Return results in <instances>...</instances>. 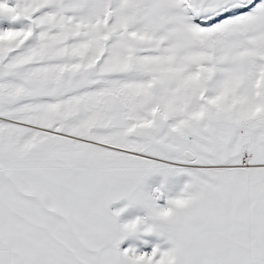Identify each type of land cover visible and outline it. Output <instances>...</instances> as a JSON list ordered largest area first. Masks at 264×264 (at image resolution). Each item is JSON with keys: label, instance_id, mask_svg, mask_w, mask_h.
<instances>
[{"label": "snow or ice", "instance_id": "1", "mask_svg": "<svg viewBox=\"0 0 264 264\" xmlns=\"http://www.w3.org/2000/svg\"><path fill=\"white\" fill-rule=\"evenodd\" d=\"M0 264H264V0H0Z\"/></svg>", "mask_w": 264, "mask_h": 264}, {"label": "crops", "instance_id": "2", "mask_svg": "<svg viewBox=\"0 0 264 264\" xmlns=\"http://www.w3.org/2000/svg\"><path fill=\"white\" fill-rule=\"evenodd\" d=\"M147 183L149 185H153L155 183V181L154 180H149V181H147ZM162 202L163 201H161V203ZM125 203H126V201H119V202H116L113 205H111L110 208L115 210L116 208L122 207ZM122 215H125V217H123V219L121 220L123 222V221H125L127 219L134 218L136 215H144V212L138 206H134L132 208L127 209ZM127 215H129V216H127ZM139 238L148 241V247L149 246L152 247L155 243H158V242H160L163 239L161 237H157L155 234H148V235L141 234L139 236ZM139 243L141 244L140 241H139ZM123 244H124V241H123ZM124 246L127 247V245H124Z\"/></svg>", "mask_w": 264, "mask_h": 264}, {"label": "rangeland", "instance_id": "3", "mask_svg": "<svg viewBox=\"0 0 264 264\" xmlns=\"http://www.w3.org/2000/svg\"><path fill=\"white\" fill-rule=\"evenodd\" d=\"M127 216H129V215H127ZM123 217H125V215H121L120 219L122 220ZM140 235H138L136 237H129V238H127L124 241V244L122 242L121 248L122 249L123 248H126L124 245H127V247L129 245H132V246H134L137 249L138 252H140V251H150L152 247L151 246L148 247V241H147V243H145L146 240L139 238ZM139 241L141 242V244L139 243Z\"/></svg>", "mask_w": 264, "mask_h": 264}]
</instances>
